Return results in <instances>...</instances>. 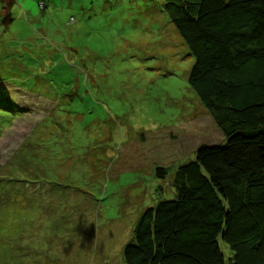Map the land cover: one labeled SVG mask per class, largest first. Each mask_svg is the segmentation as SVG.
<instances>
[{"label":"rangeland","instance_id":"rangeland-1","mask_svg":"<svg viewBox=\"0 0 264 264\" xmlns=\"http://www.w3.org/2000/svg\"><path fill=\"white\" fill-rule=\"evenodd\" d=\"M192 64L161 0H0V106L32 109L12 121L0 108V264H124L141 213L174 198L177 166L224 142Z\"/></svg>","mask_w":264,"mask_h":264},{"label":"trees","instance_id":"trees-1","mask_svg":"<svg viewBox=\"0 0 264 264\" xmlns=\"http://www.w3.org/2000/svg\"><path fill=\"white\" fill-rule=\"evenodd\" d=\"M161 1L193 58L189 86L224 142L200 145L177 166L174 198L141 213L124 264H264V0ZM4 103L12 121L32 110L15 97ZM44 121L27 142L47 135ZM18 154L19 170L38 177L28 168L35 160Z\"/></svg>","mask_w":264,"mask_h":264},{"label":"crops","instance_id":"crops-1","mask_svg":"<svg viewBox=\"0 0 264 264\" xmlns=\"http://www.w3.org/2000/svg\"><path fill=\"white\" fill-rule=\"evenodd\" d=\"M20 185H22L24 188H29V189H31V191L34 190V189H36V187H33V186H32V187H28V186H27L26 184H24V183H21ZM20 185H19V186H20Z\"/></svg>","mask_w":264,"mask_h":264}]
</instances>
